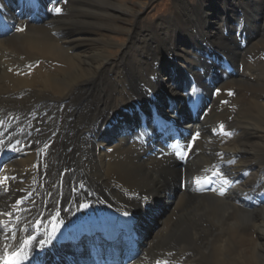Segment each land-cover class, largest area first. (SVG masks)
Returning <instances> with one entry per match:
<instances>
[{
    "label": "bare ground",
    "instance_id": "1",
    "mask_svg": "<svg viewBox=\"0 0 264 264\" xmlns=\"http://www.w3.org/2000/svg\"><path fill=\"white\" fill-rule=\"evenodd\" d=\"M77 1L0 0V264H264V0H176L117 56L129 6Z\"/></svg>",
    "mask_w": 264,
    "mask_h": 264
},
{
    "label": "rangeland",
    "instance_id": "2",
    "mask_svg": "<svg viewBox=\"0 0 264 264\" xmlns=\"http://www.w3.org/2000/svg\"><path fill=\"white\" fill-rule=\"evenodd\" d=\"M119 4L128 5L127 13H123L122 17L114 18V20L120 23V28L116 31H107V29H100L98 25L92 30L93 37L106 36L110 38H114L118 45L116 47L111 48V52L114 56H117L121 51V44L125 43L128 36L126 31L123 29L125 27H131L136 21H140L144 25H148L150 23L156 22L161 18H168L175 11L176 0H113ZM192 4L198 5L200 0H189ZM209 5V10L211 11H221L222 9H229L232 13H238V8L234 6V0H205ZM234 1V2H233ZM67 3V2H66ZM65 3V4H66ZM65 4L59 3L60 12H56L58 15L65 10ZM83 4V1H77L76 5ZM62 6V7H61ZM243 13L247 14L246 7H243L241 10ZM112 14L114 11H110ZM200 21H202V17L200 16ZM97 21V20H96ZM101 22L102 19L98 18V22ZM239 63L236 62L238 66ZM234 65V67H237ZM169 83L172 82L168 80ZM220 110H224V105L219 107ZM210 222V221H208ZM212 223V222H211Z\"/></svg>",
    "mask_w": 264,
    "mask_h": 264
},
{
    "label": "snow or ice",
    "instance_id": "3",
    "mask_svg": "<svg viewBox=\"0 0 264 264\" xmlns=\"http://www.w3.org/2000/svg\"><path fill=\"white\" fill-rule=\"evenodd\" d=\"M54 11L60 12V9L55 8ZM197 183H200L199 179L197 180ZM17 203L22 204L23 201H18ZM0 215H5L9 219V222H10L9 225H4L0 223V239H3L4 241H7L9 239L13 241L16 240L15 224H12L11 221L15 220L16 223L18 224L19 219L17 217H14L13 213L11 212L3 213ZM9 233H11L10 236H9ZM49 242L50 240H44V239H40L37 241L35 237H32L31 235H29L27 240L20 242V244L16 246L15 249L9 253L8 258L4 260V264H22L24 260L29 259L28 250L30 248L38 244L41 251L43 252L47 248ZM4 247H5V250L7 251L9 248V245L5 243ZM35 264H39V257L35 258ZM157 264H160V262H157ZM163 264H167V261L163 262Z\"/></svg>",
    "mask_w": 264,
    "mask_h": 264
}]
</instances>
